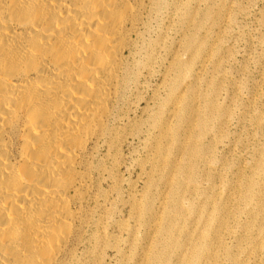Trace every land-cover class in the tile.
Masks as SVG:
<instances>
[{"label": "rangeland", "instance_id": "obj_1", "mask_svg": "<svg viewBox=\"0 0 264 264\" xmlns=\"http://www.w3.org/2000/svg\"><path fill=\"white\" fill-rule=\"evenodd\" d=\"M160 2L71 264H264V0Z\"/></svg>", "mask_w": 264, "mask_h": 264}, {"label": "bare ground", "instance_id": "obj_2", "mask_svg": "<svg viewBox=\"0 0 264 264\" xmlns=\"http://www.w3.org/2000/svg\"><path fill=\"white\" fill-rule=\"evenodd\" d=\"M161 9L160 0H0V264H71L99 141ZM182 252L174 264H195Z\"/></svg>", "mask_w": 264, "mask_h": 264}]
</instances>
